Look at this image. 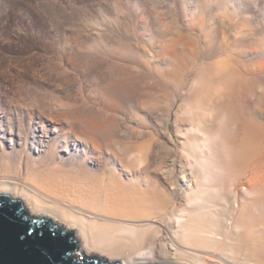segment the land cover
I'll return each mask as SVG.
<instances>
[{
  "label": "rangeland",
  "instance_id": "rangeland-1",
  "mask_svg": "<svg viewBox=\"0 0 264 264\" xmlns=\"http://www.w3.org/2000/svg\"><path fill=\"white\" fill-rule=\"evenodd\" d=\"M216 69L222 85L208 79ZM196 73L208 80L207 93L219 94L213 112L244 117L248 94L264 140V0H0V142L7 146L34 141L37 150L57 145L80 156L84 140L100 139L108 123L138 128L144 141L158 133L161 157L181 155L188 112L203 96L190 83ZM227 123L203 127L223 133ZM263 151L264 144L256 154ZM57 164L73 167L62 158ZM188 171L200 169L191 163ZM126 247L121 253L137 251Z\"/></svg>",
  "mask_w": 264,
  "mask_h": 264
},
{
  "label": "bare ground",
  "instance_id": "bare-ground-1",
  "mask_svg": "<svg viewBox=\"0 0 264 264\" xmlns=\"http://www.w3.org/2000/svg\"><path fill=\"white\" fill-rule=\"evenodd\" d=\"M208 72L209 80L224 84L219 70ZM207 81L196 73L190 83L204 89ZM202 91L188 112L182 154L168 160L159 155L158 133L144 141L142 130L119 124L106 123L100 139L89 135L80 156L57 145L44 152L34 141L20 149L14 141L0 142V196L20 200L31 216L73 232L79 261L264 264V151L256 154L264 144L261 126L248 94L239 108L244 117L233 119L228 110L213 112L218 93ZM208 119L227 120L223 133L204 128ZM162 135L174 143L167 130ZM216 138L219 147L212 151ZM215 157L216 172L210 169ZM60 158L73 167L57 164ZM191 163L198 173L188 171ZM158 231V238L147 236ZM126 245L136 246V253H121Z\"/></svg>",
  "mask_w": 264,
  "mask_h": 264
},
{
  "label": "water",
  "instance_id": "water-1",
  "mask_svg": "<svg viewBox=\"0 0 264 264\" xmlns=\"http://www.w3.org/2000/svg\"><path fill=\"white\" fill-rule=\"evenodd\" d=\"M79 256L73 232L31 218L22 201L0 196V264H110Z\"/></svg>",
  "mask_w": 264,
  "mask_h": 264
}]
</instances>
